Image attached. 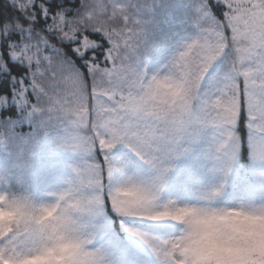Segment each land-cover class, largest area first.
<instances>
[{
	"label": "snow or ice",
	"instance_id": "obj_1",
	"mask_svg": "<svg viewBox=\"0 0 264 264\" xmlns=\"http://www.w3.org/2000/svg\"><path fill=\"white\" fill-rule=\"evenodd\" d=\"M0 264H264V0H4Z\"/></svg>",
	"mask_w": 264,
	"mask_h": 264
},
{
	"label": "trees",
	"instance_id": "obj_2",
	"mask_svg": "<svg viewBox=\"0 0 264 264\" xmlns=\"http://www.w3.org/2000/svg\"><path fill=\"white\" fill-rule=\"evenodd\" d=\"M3 2H4V0H0V4H2ZM246 161H247V153L245 151V153L241 157V162L244 163Z\"/></svg>",
	"mask_w": 264,
	"mask_h": 264
},
{
	"label": "rangeland",
	"instance_id": "obj_3",
	"mask_svg": "<svg viewBox=\"0 0 264 264\" xmlns=\"http://www.w3.org/2000/svg\"><path fill=\"white\" fill-rule=\"evenodd\" d=\"M242 163V162H241ZM248 163V157H247V161L246 162H244L243 164H247Z\"/></svg>",
	"mask_w": 264,
	"mask_h": 264
}]
</instances>
